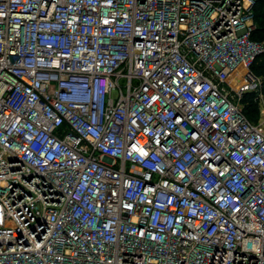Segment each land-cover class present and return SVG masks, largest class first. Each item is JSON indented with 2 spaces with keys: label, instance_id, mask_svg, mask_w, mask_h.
Listing matches in <instances>:
<instances>
[{
  "label": "built area",
  "instance_id": "obj_1",
  "mask_svg": "<svg viewBox=\"0 0 264 264\" xmlns=\"http://www.w3.org/2000/svg\"><path fill=\"white\" fill-rule=\"evenodd\" d=\"M254 6L0 0V264H264Z\"/></svg>",
  "mask_w": 264,
  "mask_h": 264
},
{
  "label": "trees",
  "instance_id": "obj_2",
  "mask_svg": "<svg viewBox=\"0 0 264 264\" xmlns=\"http://www.w3.org/2000/svg\"><path fill=\"white\" fill-rule=\"evenodd\" d=\"M254 14L257 29L253 33V40L262 41L264 40V0H255ZM252 71L255 75L264 77V54L255 60ZM252 96L248 95L246 98V101L250 103L246 115L248 119L253 121L257 119L258 107L253 103Z\"/></svg>",
  "mask_w": 264,
  "mask_h": 264
},
{
  "label": "bare ground",
  "instance_id": "obj_3",
  "mask_svg": "<svg viewBox=\"0 0 264 264\" xmlns=\"http://www.w3.org/2000/svg\"><path fill=\"white\" fill-rule=\"evenodd\" d=\"M239 83H240V81H239V82H237V83H236V85H238Z\"/></svg>",
  "mask_w": 264,
  "mask_h": 264
}]
</instances>
